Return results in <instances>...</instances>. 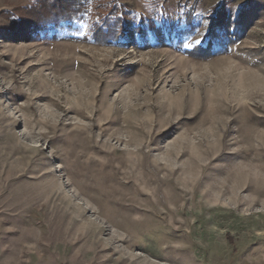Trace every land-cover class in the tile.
I'll use <instances>...</instances> for the list:
<instances>
[{
	"label": "rangeland",
	"instance_id": "rangeland-1",
	"mask_svg": "<svg viewBox=\"0 0 264 264\" xmlns=\"http://www.w3.org/2000/svg\"><path fill=\"white\" fill-rule=\"evenodd\" d=\"M118 1L0 0V264H264V0Z\"/></svg>",
	"mask_w": 264,
	"mask_h": 264
},
{
	"label": "trees",
	"instance_id": "trees-1",
	"mask_svg": "<svg viewBox=\"0 0 264 264\" xmlns=\"http://www.w3.org/2000/svg\"><path fill=\"white\" fill-rule=\"evenodd\" d=\"M114 12L106 17L103 24L98 25L95 21H92L89 30L93 31L94 37L97 41H103L102 38H99L100 33L103 31L111 30L117 31L120 28H125V23L123 18H125L124 6L119 3ZM35 2L40 6V11L33 14V5L29 11L28 20L23 22V25L30 27L33 24L39 25H60L61 22L65 20H71L72 18H80L81 14L88 11L89 9V0H35ZM35 3V4H36ZM22 31L19 26H14L12 32ZM118 35V34H117Z\"/></svg>",
	"mask_w": 264,
	"mask_h": 264
}]
</instances>
